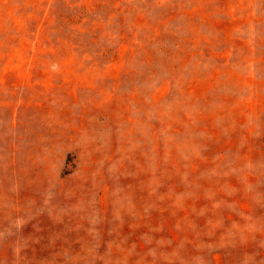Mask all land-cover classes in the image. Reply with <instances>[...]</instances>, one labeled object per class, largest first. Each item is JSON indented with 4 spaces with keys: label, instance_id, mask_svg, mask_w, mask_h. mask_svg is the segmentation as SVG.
<instances>
[{
    "label": "rangeland",
    "instance_id": "374dc122",
    "mask_svg": "<svg viewBox=\"0 0 264 264\" xmlns=\"http://www.w3.org/2000/svg\"><path fill=\"white\" fill-rule=\"evenodd\" d=\"M0 264H264V0H0Z\"/></svg>",
    "mask_w": 264,
    "mask_h": 264
}]
</instances>
